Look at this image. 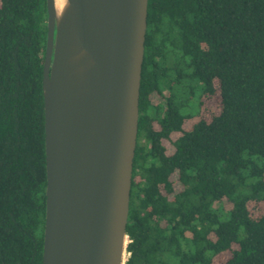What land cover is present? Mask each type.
<instances>
[{
	"label": "trees",
	"instance_id": "trees-1",
	"mask_svg": "<svg viewBox=\"0 0 264 264\" xmlns=\"http://www.w3.org/2000/svg\"><path fill=\"white\" fill-rule=\"evenodd\" d=\"M46 38L0 0V264L42 263ZM126 234L125 264H264V0H148Z\"/></svg>",
	"mask_w": 264,
	"mask_h": 264
},
{
	"label": "water",
	"instance_id": "water-1",
	"mask_svg": "<svg viewBox=\"0 0 264 264\" xmlns=\"http://www.w3.org/2000/svg\"><path fill=\"white\" fill-rule=\"evenodd\" d=\"M148 0H46L41 264H125Z\"/></svg>",
	"mask_w": 264,
	"mask_h": 264
},
{
	"label": "rangeland",
	"instance_id": "rangeland-1",
	"mask_svg": "<svg viewBox=\"0 0 264 264\" xmlns=\"http://www.w3.org/2000/svg\"><path fill=\"white\" fill-rule=\"evenodd\" d=\"M195 110H196V107L194 109H192V110L182 109V112H194ZM126 257H127V254H126Z\"/></svg>",
	"mask_w": 264,
	"mask_h": 264
}]
</instances>
